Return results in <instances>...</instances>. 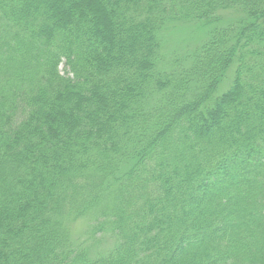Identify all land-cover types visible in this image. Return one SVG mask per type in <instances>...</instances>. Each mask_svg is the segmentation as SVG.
Listing matches in <instances>:
<instances>
[{
  "label": "trees",
  "instance_id": "trees-1",
  "mask_svg": "<svg viewBox=\"0 0 264 264\" xmlns=\"http://www.w3.org/2000/svg\"><path fill=\"white\" fill-rule=\"evenodd\" d=\"M0 264H264V0H0Z\"/></svg>",
  "mask_w": 264,
  "mask_h": 264
},
{
  "label": "rangeland",
  "instance_id": "rangeland-1",
  "mask_svg": "<svg viewBox=\"0 0 264 264\" xmlns=\"http://www.w3.org/2000/svg\"><path fill=\"white\" fill-rule=\"evenodd\" d=\"M249 20L248 14L242 9H222L217 13L216 20L210 22L188 20L181 23H173L166 33L167 50H172V53H179L182 56L187 54L188 51L200 46L203 40L207 39L211 31L216 27L222 26H236L241 27ZM168 53V52H167ZM170 54V53H169ZM63 69V65L61 66ZM235 65L230 66V69L222 76L218 85L217 93H224L230 89L234 83ZM88 224L85 221L76 222L75 232L84 238L87 236L85 231ZM110 248V247H109Z\"/></svg>",
  "mask_w": 264,
  "mask_h": 264
}]
</instances>
